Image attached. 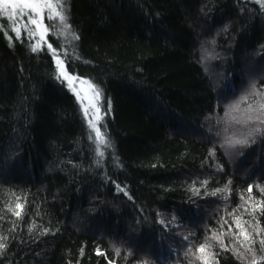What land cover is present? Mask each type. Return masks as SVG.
Returning a JSON list of instances; mask_svg holds the SVG:
<instances>
[{"label": "trees", "instance_id": "obj_1", "mask_svg": "<svg viewBox=\"0 0 264 264\" xmlns=\"http://www.w3.org/2000/svg\"><path fill=\"white\" fill-rule=\"evenodd\" d=\"M59 1L0 20V264H264V0Z\"/></svg>", "mask_w": 264, "mask_h": 264}, {"label": "rangeland", "instance_id": "obj_2", "mask_svg": "<svg viewBox=\"0 0 264 264\" xmlns=\"http://www.w3.org/2000/svg\"><path fill=\"white\" fill-rule=\"evenodd\" d=\"M59 2V0H0V20L4 24L5 34L11 37L23 31L32 39V45L45 42L47 29L44 19H60ZM54 60L60 77L78 100L94 134L97 131L95 122L99 115L95 90L86 79L67 73L58 56L54 55Z\"/></svg>", "mask_w": 264, "mask_h": 264}]
</instances>
